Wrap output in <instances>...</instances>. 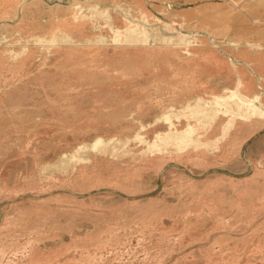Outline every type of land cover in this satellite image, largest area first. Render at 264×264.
<instances>
[{
    "label": "rangeland",
    "instance_id": "rangeland-1",
    "mask_svg": "<svg viewBox=\"0 0 264 264\" xmlns=\"http://www.w3.org/2000/svg\"><path fill=\"white\" fill-rule=\"evenodd\" d=\"M0 264H264V0H0Z\"/></svg>",
    "mask_w": 264,
    "mask_h": 264
},
{
    "label": "bare ground",
    "instance_id": "bare-ground-1",
    "mask_svg": "<svg viewBox=\"0 0 264 264\" xmlns=\"http://www.w3.org/2000/svg\"><path fill=\"white\" fill-rule=\"evenodd\" d=\"M260 20V19H259ZM257 21V20H256Z\"/></svg>",
    "mask_w": 264,
    "mask_h": 264
}]
</instances>
